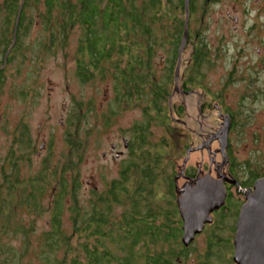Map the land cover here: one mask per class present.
Instances as JSON below:
<instances>
[{
    "label": "trees",
    "instance_id": "trees-1",
    "mask_svg": "<svg viewBox=\"0 0 264 264\" xmlns=\"http://www.w3.org/2000/svg\"><path fill=\"white\" fill-rule=\"evenodd\" d=\"M21 2L23 8L15 34ZM164 2L3 0L0 3V92L6 65L22 51L23 38L28 34L30 23L37 20L41 35L33 42L41 57L53 56L58 50L63 53L70 36L75 33V75L79 82H91L95 78L103 80L112 75L113 101L119 107L133 106L140 96H145L144 93L148 97V106L142 110L144 119L131 127L133 134L127 141L128 154L122 161L119 174L107 183L104 190L90 189L88 196L80 195L78 180L77 166L83 161L86 141L80 137L79 124L85 111L79 103L76 105L78 110L72 114L70 129L64 133L68 149L61 152L57 164L52 166L47 156L37 173L23 178L20 162L14 155L18 151L13 145L10 147L7 162L0 167V263L16 264L9 247L3 246L2 238L10 231L23 237L29 234L19 220L21 216L18 218L17 215V209L24 206L37 215L43 211L50 213L47 219L49 229L40 237L42 256L37 264H180L193 251L196 264H214L215 258L220 261L218 264L224 261L225 264H235L228 255L234 248L236 204L222 205L217 210V222L208 225L207 231L200 232L209 233L208 250L196 252L191 247L193 241L185 245L178 215V196L174 195L177 182L167 169V164L172 161L167 151L170 144L150 139V126L169 119L164 103L167 93L151 77L153 73L149 74L157 54L156 47L162 41L155 25H163L168 13L171 16L176 13L171 7L167 13L162 5ZM31 9L34 16L28 14ZM171 16L168 26L173 30L171 43L176 49L180 41L177 35L180 25L174 23ZM174 61L173 58L171 63ZM168 77H171L169 73ZM146 86H149L147 91ZM106 120L108 124L109 120ZM27 126L20 122L16 126L12 143L17 147L29 144L31 136H28ZM49 178L56 184L49 192L51 198L44 205L42 199L48 190ZM66 213L69 216L66 217ZM233 216L234 222L227 226L232 234L225 236L220 233L224 228L219 223L222 225ZM65 222L69 224V230ZM14 254L17 259L22 257Z\"/></svg>",
    "mask_w": 264,
    "mask_h": 264
},
{
    "label": "rangeland",
    "instance_id": "rangeland-1",
    "mask_svg": "<svg viewBox=\"0 0 264 264\" xmlns=\"http://www.w3.org/2000/svg\"><path fill=\"white\" fill-rule=\"evenodd\" d=\"M213 1L211 0L205 8L202 39L208 40V43L214 41L213 47L218 44L217 41L220 38L221 42L222 40L234 42L247 40L248 42L253 39L251 31L246 33L239 26L236 30L233 29L236 24L233 23V15L240 14L242 11L238 3L240 1ZM1 2L3 0H0ZM231 3L236 7L235 10L234 7L230 8ZM227 9L231 10V18L226 15ZM28 14L34 16L35 12L31 9ZM182 15L183 13L180 14V18ZM240 19L241 26L251 23L253 17L250 14L247 16L243 14ZM165 21L164 19L163 25L162 23L155 25L156 33L162 41L156 47L157 54L153 58V68L149 70L151 71L149 74L153 73L151 77L156 79L167 93L164 100L165 112L169 115V110H173L176 112H172L174 118L179 117V119L172 120L168 116L169 119L166 122L158 121L159 123L156 125L150 126L152 132L150 139L152 142L165 141L170 144L167 151L171 155L172 161L167 164V169L177 182L175 197L179 196L180 188L187 182L184 177L179 176L182 172L183 159L187 157V148H192L186 164L191 166L190 170L196 169V166L199 165L202 168V175L208 171L210 159L213 157L208 155L206 149H198L196 146H199L201 136H205L200 134L207 136L212 131L219 136L223 135L225 122L222 121L224 118L218 114V109L223 114L227 112L226 108L232 109L236 116L233 118V122L235 121L233 130L226 133V141L229 136L230 154L233 155V161L240 166L239 177H244L251 166L256 171L264 172V65L259 62L258 56L259 54L260 58L264 56V49L257 52L256 45H259V42L254 40L248 45L246 44L247 51L238 56H234V49L231 46L229 49L226 47L222 56L217 60L212 54L209 56L214 61H212L213 65L211 66V63L207 62L208 64L200 69L203 73L201 85L210 89V93L204 95L203 100L208 102L211 108L206 106L209 108L204 110V115H201L202 118L199 119L196 96L194 94L184 96L179 92L172 91L173 72L176 65L171 62L176 56L173 54L175 49L171 43L172 39H168L166 35L168 27ZM27 32L28 34L23 38L24 48L14 57L13 61L6 65L2 82L3 87L0 92V167L7 162L8 152L12 145L18 151L14 155L20 162V175L23 178L31 177L37 173L42 168V162L47 156L50 157L52 166L57 164L61 152L68 149L64 133L70 129L72 114L78 110L76 105L79 103L80 107L84 108L82 111H85L79 124L82 134L80 137H84L86 140L84 141L83 161H80L77 166L80 173L78 176L81 186L80 195L88 196L87 194L92 188L104 190L107 183L119 174L122 161L127 157L128 149L124 145V140L128 141L131 138L133 134L131 127L134 123L144 119L142 110L148 106L147 94L144 93L145 96L142 98L140 96L138 103L134 102L133 106L122 105L123 107H119L113 101L115 93L111 88L114 83L112 75H108L103 80L95 78L86 83L78 81L75 75L77 69L74 56L77 34L72 33L65 52L62 50V53L58 50L53 56L41 57L33 42L41 35L37 20L30 23ZM168 33L172 37L173 30H169ZM189 50L190 46L181 56L180 74L188 65L186 61ZM168 73L171 77H168ZM186 73L187 71H185ZM182 79L183 77L180 76L178 86ZM200 88L202 87L200 86ZM148 89L149 86H146L145 90ZM198 90L202 91V89ZM221 90L222 93H220ZM216 93L220 95L215 97ZM114 110L115 112L112 114L111 111ZM108 116L111 117L108 118ZM106 119L109 120L108 124H106ZM19 122L28 125V136H31L28 146L17 147L15 143H12V136L17 133L16 126ZM206 130L209 132L205 133ZM40 144L43 146L41 147ZM219 145L217 141L213 145H209L212 152L217 150L215 159L218 162L222 158V154L219 153V150L221 152ZM117 151L122 154L116 156ZM8 168L6 167V170ZM193 169L192 171H194ZM48 180V190L45 198L42 199L44 205L51 198L49 192L56 184L54 179L49 178ZM231 192L233 200L237 196L236 201L239 209L244 195L239 197L237 193H234L233 188ZM117 210L121 211L120 208ZM214 214L216 223L217 211ZM17 215L18 218L21 216L19 220L28 229L29 234L23 237L19 234L13 235L10 231L1 240L3 246L9 247L11 251L9 253L14 256L16 264H37L42 256L40 237L43 231L49 229L47 219L50 213L43 211L41 215H37L34 211L22 206L17 209ZM67 216H69L68 213H66ZM234 219L233 216L222 222V225L219 223V226L224 228V231L220 233L225 236L231 235L232 232L230 229L227 230V226L232 225ZM64 220L66 221V219ZM65 226L68 227L67 230L70 229L66 222ZM206 229L204 230L207 231ZM208 235L209 233L206 232L195 237L191 244L193 250L204 253L207 248ZM14 253L18 256L21 254L22 257L17 259ZM193 254L195 255L194 251ZM193 254L180 264H196L197 261L194 260ZM232 255L233 252L228 255V258ZM219 262L215 258L214 264ZM224 262L221 264H225Z\"/></svg>",
    "mask_w": 264,
    "mask_h": 264
},
{
    "label": "flooded vegetation",
    "instance_id": "flooded-vegetation-1",
    "mask_svg": "<svg viewBox=\"0 0 264 264\" xmlns=\"http://www.w3.org/2000/svg\"><path fill=\"white\" fill-rule=\"evenodd\" d=\"M166 2H164L163 8L165 10H167V13L169 11V8L171 7V9L175 8V14L174 16H171L169 13L167 14L166 18V26L168 27V31L170 29L169 25V20H172L169 18V16H171V18H174L175 20L173 21L174 23L180 25V29H178L177 31V35L178 38L180 39V41L178 42V46L175 49V51H173V54L176 56L175 57V65L177 66L176 62H177V55H178V47L180 45V43L182 42V36L184 33V28L186 27L185 25V18L187 15L186 9H185V2L186 0H165ZM211 0H190L187 3V8H188V18H187V41L185 43L184 49H183V54H185V50L187 49L188 46H190V52L188 54V60L187 62V66L184 68V70H182V73L180 74V68H179V75L178 77H183L182 81H180V85L178 86V81H177V89H174L173 86V92H179L182 95H187V94H194L196 96V103H197V116L199 117V119L202 118L201 115H204V110L209 108L211 105L208 102H205V100H203L204 95H208L210 93V89L204 87L203 85H201V80L203 79V73L200 69V67H204L205 64H208L207 62L211 63V66L213 65L212 63V59H210V55L212 54L216 60L222 56V53L225 51L226 47L231 46L232 49H234V56H238L240 53L242 52H246L247 50L245 49V45L251 41H258L259 45H256V51H262L264 49V0H238L240 2H238L241 6V13L240 14H234L233 15V23H236L233 27V29H237V27L239 26L240 29L245 30V32L247 33V31H251L252 35L251 37L253 38L252 40H245L243 42L236 40L234 41H230V40H222L221 42V38L217 41L218 44L216 46H212L215 45V42H211L208 43V40L202 39L201 33H202V28L204 27V17H205V8L207 7V4L210 3ZM216 1V0H214ZM213 1V2H214ZM234 1V0H232ZM251 1V2H250ZM171 3V4H169ZM234 7L235 10V6L234 4H230V8ZM227 16L229 18H231V10L227 9ZM183 13L182 17L180 18V14ZM243 14H247L252 15L253 19L251 23H245L242 24L240 26V16L242 17ZM226 16V17H227ZM245 17V16H244ZM240 20V21H239ZM167 31V38L171 39L170 33H168ZM220 37V36H219ZM170 42V41H169ZM173 55V56H174ZM182 56V55H181ZM259 56V62L262 63V65H264V56H262L260 58V54ZM182 60V59H181ZM211 60V61H210ZM214 62V61H213ZM181 64V61H180ZM182 65V64H181ZM175 66V68H176ZM174 68V70H175ZM185 71H187V73L185 74ZM173 78H174V72H173ZM175 81V78H174ZM173 81V82H174ZM200 86L202 88H200ZM197 89H202V91H197ZM222 93V90L221 92ZM218 95L220 94H215V97H218ZM179 106V105H178ZM206 106H209L206 108ZM181 107V106H179ZM178 107V108H179ZM211 108V107H210ZM226 113L223 114L221 112H219L218 109V114L221 115L224 119L222 120L223 122H229L228 128L229 130L227 131L230 132L233 130L234 125H235V121L233 122V118L236 117L235 114H233L232 109H228L226 108ZM172 112L176 113L173 110H169V117L172 118V120H176L179 119L178 118H174V115L172 114ZM180 116V115H177ZM208 133L209 130H206ZM200 135H205V136H201L202 138L200 139V144L199 146H196V148L198 149H206L207 153L209 156L213 157V159H210V164L208 167V171L205 172V174H201L202 168L198 166H196V169L192 168L194 171H192V169L190 170L191 166H187V160L188 158H190V152L187 155V151H186V155L187 157L185 159H183L182 162V172H180L179 176H182L186 179V184L183 185V187L187 186H191V185H195L198 180H201V178H211L212 180H220L223 181L224 186L226 188V193H227V197H225V203H233L234 205L237 204V196L234 197L235 200H233V193L231 192V189L233 188L234 193H237L239 197H241L242 195H244V200L241 203V206L244 202H246V196L248 193V190L251 189V191H253V185L254 182H256L258 179L264 178V172L263 171H256L254 170V168L251 166L248 170V172L245 173L244 177H239V171H240V166H238V164L233 161V155L230 154L229 151V144H231V141H229V136L227 137V144H226V149L224 150V153H222V151L219 153L222 154V158L221 161L223 160V158H225L226 163L221 164V161L218 162L215 158L217 156V150H214L213 152L211 151L209 145H213V143L215 141L219 142L218 139H213V136L216 135L215 132L210 131L209 134H200ZM126 145H127V141H126ZM221 145V144H220ZM220 145H219V149H220ZM128 148V146L126 147ZM190 148V147H189ZM194 148V147H193ZM42 149V148H41ZM188 149V148H187ZM228 149V150H227ZM43 150V149H42ZM122 154L120 151H117V155ZM189 167V168H188ZM189 169V170H188ZM180 188L181 189L183 188ZM179 191V194H180ZM178 194V195H179ZM180 196V195H179ZM178 196V197H179ZM224 203V204H225ZM238 207V206H237ZM221 209V208H220ZM218 209V210H220ZM241 209V207H239V209L237 210V215H238V211ZM217 211V210H216ZM215 211V212H216ZM214 211L211 213L212 216V222H215V218H214ZM179 215V212H178ZM180 218V215H179ZM181 220V218H180ZM182 221V220H181ZM236 222H237V216H236ZM235 222V223H236ZM211 223H205L203 230L206 229V227H208V225H210ZM183 221L181 224V229H182V225H183ZM234 231H235V227H234ZM183 232V230H182ZM203 232V231H202ZM201 234V233H200ZM198 235V234H197ZM196 235V236H197ZM195 236V237H196ZM234 236V235H233ZM194 237V238H195ZM193 238V239H194ZM192 242V241H191ZM191 244V243H190ZM232 245H233V240H232ZM234 246V245H233Z\"/></svg>",
    "mask_w": 264,
    "mask_h": 264
},
{
    "label": "water",
    "instance_id": "water-1",
    "mask_svg": "<svg viewBox=\"0 0 264 264\" xmlns=\"http://www.w3.org/2000/svg\"><path fill=\"white\" fill-rule=\"evenodd\" d=\"M190 0H186L185 9L187 12L185 18L184 33L182 36V42L178 47L177 66L174 70V89H177V81L179 75V68L181 67V55H183V49L187 41V18L189 15L187 3ZM23 8L22 2L20 3V9L17 14L16 26L19 22L20 11ZM14 34V35H15ZM15 41V39H14ZM10 48L6 51L4 59L6 58ZM4 66V64H3ZM229 122H225L223 127V135H214L213 139L220 141V148L222 153L226 149V133L228 131ZM124 145L126 141L124 140ZM42 147L43 145L40 144ZM115 146V145H114ZM187 149V155L190 152ZM226 163L223 158L221 164ZM214 182L218 183L215 184ZM214 183V184H213ZM203 184V185H201ZM212 189V190H211ZM180 196L177 198V207L179 208V215L183 221L182 230L184 236L182 241L185 245H189L193 238L203 231L205 223H211V213L222 207L225 203V197H227L226 188L223 181L212 180L211 178H201L195 185L185 186L180 191ZM249 196L253 201H249ZM257 214V215H256ZM235 235L233 236V255L232 258L235 264H264V178L258 179L254 182L253 191L248 190L246 196V202L241 206L238 211L237 222L235 223Z\"/></svg>",
    "mask_w": 264,
    "mask_h": 264
},
{
    "label": "bare ground",
    "instance_id": "bare-ground-1",
    "mask_svg": "<svg viewBox=\"0 0 264 264\" xmlns=\"http://www.w3.org/2000/svg\"><path fill=\"white\" fill-rule=\"evenodd\" d=\"M214 183H215V184H218V183H216V182H214ZM214 183H213V184H214ZM201 185H203V184H201ZM211 190H212V189H211ZM248 199H249V201H253V200L251 199V196H249ZM256 215H257V214H256Z\"/></svg>",
    "mask_w": 264,
    "mask_h": 264
}]
</instances>
